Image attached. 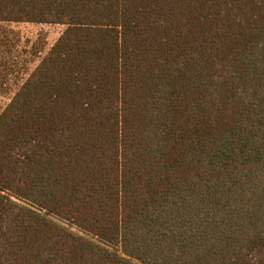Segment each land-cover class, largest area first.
<instances>
[{"label": "trees", "instance_id": "trees-1", "mask_svg": "<svg viewBox=\"0 0 264 264\" xmlns=\"http://www.w3.org/2000/svg\"><path fill=\"white\" fill-rule=\"evenodd\" d=\"M22 23L65 27L27 72ZM24 71L0 264H264V0H0Z\"/></svg>", "mask_w": 264, "mask_h": 264}, {"label": "rangeland", "instance_id": "rangeland-1", "mask_svg": "<svg viewBox=\"0 0 264 264\" xmlns=\"http://www.w3.org/2000/svg\"><path fill=\"white\" fill-rule=\"evenodd\" d=\"M11 28L20 34L24 51L28 50V44L32 43L40 33H42L46 39L45 50L39 57L35 58L26 54L23 55V67L26 68V72L27 70L32 71L37 67L44 53L55 44L65 30V27L61 25H33L28 23L12 24ZM25 77V71L24 73H15L9 76L8 83L5 85L3 92L0 93V112L8 105L17 86L21 84V81H23Z\"/></svg>", "mask_w": 264, "mask_h": 264}]
</instances>
